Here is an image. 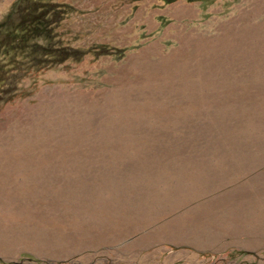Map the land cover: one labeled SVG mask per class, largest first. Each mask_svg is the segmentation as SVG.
Instances as JSON below:
<instances>
[{
  "label": "rangeland",
  "instance_id": "1",
  "mask_svg": "<svg viewBox=\"0 0 264 264\" xmlns=\"http://www.w3.org/2000/svg\"><path fill=\"white\" fill-rule=\"evenodd\" d=\"M42 1L0 46V264H264V0Z\"/></svg>",
  "mask_w": 264,
  "mask_h": 264
},
{
  "label": "trees",
  "instance_id": "2",
  "mask_svg": "<svg viewBox=\"0 0 264 264\" xmlns=\"http://www.w3.org/2000/svg\"><path fill=\"white\" fill-rule=\"evenodd\" d=\"M54 7L42 0H16L8 14L0 20V46H6L10 40L21 41L25 34L29 39L44 32L50 23L56 21L58 12ZM18 10L21 11V18L12 20ZM19 30H23L24 36L19 35Z\"/></svg>",
  "mask_w": 264,
  "mask_h": 264
}]
</instances>
